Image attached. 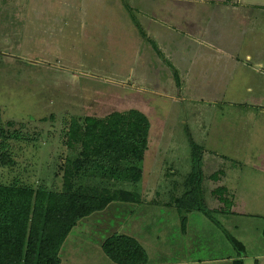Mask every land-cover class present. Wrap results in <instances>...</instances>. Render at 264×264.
<instances>
[{"label": "rangeland", "instance_id": "rangeland-1", "mask_svg": "<svg viewBox=\"0 0 264 264\" xmlns=\"http://www.w3.org/2000/svg\"><path fill=\"white\" fill-rule=\"evenodd\" d=\"M63 1L23 0L19 6H16L18 2L16 0H0L1 120L4 125L8 122L13 123V127L5 126V133L9 137L13 136L7 146L9 156L13 160L11 163L8 161L5 166L0 164V183L20 182L36 187L43 185L50 190L61 191L66 159L73 158V154H76L66 147L64 138V130L67 129L72 117L101 118L115 111L147 110L151 123V149L159 147L158 136L161 132L174 135L170 141L174 143L175 151L169 155L166 153L163 156L165 164L160 165L165 170L164 174H170L166 179L168 182L163 180L159 184L149 178L153 173L150 171V166H153L152 153L147 161L145 158L142 163L146 174L142 183L120 185V187L123 186L122 189L126 191L148 193V195H154L157 190L160 192L159 199L170 203L174 197L182 196L190 190L185 188L184 184L192 169L191 142L201 145L202 149L209 147L200 138L204 136L202 133L204 126L212 127V132L224 131L229 122H237L244 118L247 119L246 126L248 124L255 126L254 121H257V126H264V83L261 84L254 79L252 84H233L229 85L228 89L219 84H208L202 89L194 85H190L191 89H180L176 87L173 79L175 77L178 80L179 76L172 71L170 75L168 70L160 71L157 63H153V70L150 71L152 81L141 83L139 79L146 75L143 74L144 70L137 68L130 71L129 68L137 63L133 42L137 41V49L141 46L139 43L141 41L132 39V36L124 38V43L128 44L129 51L126 52L128 57L115 59V63L125 62L121 69L118 71L113 69L112 60L109 67H105L107 69H94V66H88L86 63L91 59L86 60L87 53L83 49L89 46L92 52L93 47L97 46L87 45L80 39L74 46L63 40L62 37L65 36L56 24H61L63 21L61 18ZM132 8L133 6L131 10ZM131 15L137 16L134 11ZM91 41L98 44L101 38L94 35ZM170 46L173 47V44ZM122 47L123 43L119 44V48ZM211 50L213 49L208 46L203 47V54L200 56L202 60L198 65L199 71L196 69L195 74L205 77L215 69L218 74H224L225 65H228L227 59L214 54L212 60L206 59L210 58L208 52ZM95 53L96 50L91 55ZM110 53L118 54L115 49ZM73 56L75 57L72 58ZM77 56L80 57L76 59ZM255 69L262 72L258 67H254V71ZM147 75L150 76L149 73ZM253 78L256 77L253 75ZM162 80L168 81L169 84L162 86ZM247 134L249 136L251 132ZM242 142L243 139L241 144ZM244 146V143L240 145V150H244ZM239 148L231 152L239 151ZM218 151L220 154L212 155L217 156L219 162H224L216 167L217 170L228 165L231 167L232 164L238 165L233 160H225L223 156L228 155L224 152L226 149L218 148ZM240 168L241 166L238 165L239 172L242 171ZM172 172H175L176 176H172ZM204 172L206 177L202 187L203 199L219 224L212 222L202 213L187 215V212L179 211L180 214L182 213L180 216L178 212H172L176 210L171 207L152 206L148 207L152 212L150 215L142 217L138 214L134 215L135 220L130 221L125 228L134 223V225H142L149 232L154 228L165 230L170 255L182 253L186 258L199 261L227 257L229 253L238 256L227 239V231L245 245L246 256L251 259L264 257L262 235L264 185L260 187L257 178H252L248 176L250 172L243 171L244 177L241 182L231 180L234 186L238 187L237 190L248 191L244 200L239 198L237 207L240 214L226 213L223 212V206L217 204L218 198L212 194L218 186L212 184L208 178L212 172L206 167ZM230 174H234L232 169ZM75 182L77 187L83 188L114 190L117 187L109 180L96 179L89 175H82ZM145 182H151V187L146 188ZM260 190L263 191L262 201L259 198V201H256L254 195L257 196ZM215 207L217 209H214ZM115 208L116 212L113 213L116 214L108 217L114 218V224L117 222L122 224L123 221L127 223L130 216L125 215V212H118V206ZM182 243L185 251L176 252L177 245Z\"/></svg>", "mask_w": 264, "mask_h": 264}, {"label": "crops", "instance_id": "crops-1", "mask_svg": "<svg viewBox=\"0 0 264 264\" xmlns=\"http://www.w3.org/2000/svg\"><path fill=\"white\" fill-rule=\"evenodd\" d=\"M16 1H18L16 6H19L23 0ZM63 3L64 6L61 10L63 21L61 24L56 23L65 36L62 38L74 46L77 45L78 39L87 45L95 44L94 46L97 47H93L92 52L96 50L97 53L93 55H91L89 46L83 49L87 53L86 60L91 59L86 64L94 66V69H107L111 60L113 69H117L116 71L121 69L125 62L115 63V59L116 57L118 59L128 57L126 54L129 51L128 44L124 43V38L132 36V39L141 41L139 42L141 46L137 49V41L133 42L137 63L129 68L130 71L137 68L144 70L143 74L146 75L139 79L141 83L152 81L153 77L150 71L153 70V63H157L160 71L168 70L169 75L172 71L179 76L178 80L175 77L173 79L176 87L180 89H191L190 85L202 89L208 84L224 85L225 89H228L229 85L233 84H252L254 79L261 84L264 83L262 78L264 77V0H64ZM131 6L137 16L131 15L133 12ZM94 35L101 38L98 44L91 41ZM108 40H110L109 44ZM121 43H123V47L119 48ZM170 44H173V47ZM223 45L226 47H221ZM206 46L213 49L208 52L210 58L206 59L212 60L213 54L221 55L227 59L228 65H225L223 75L215 72L216 69L210 71L209 75L205 77L203 74H201L202 77L195 74L196 69L199 71L198 65L202 60L200 56L203 54V47ZM110 48L115 49L118 54L110 53L112 51ZM79 57L77 56L76 59ZM254 67L260 68L262 72L256 69L254 71ZM253 75L256 78H253ZM168 84L166 80L161 81L162 86ZM138 111L149 118L147 110ZM248 118L250 120V117ZM246 120L245 118L239 119L238 124L233 121L229 122L224 131L212 132V127L204 126L202 132L204 136L200 137L209 146L203 148V171L205 167L208 168L212 172L208 177L212 184L218 185L217 188L224 187L228 190L229 197L234 203L232 212L238 214H240L237 207L240 202L239 198L244 200L248 191L237 190L238 187L234 186L235 184L231 180L241 182L244 177L242 172L247 171L250 172L248 176L258 179L260 187L264 185V145H262L264 126H257V121H254L255 126L252 124L246 126ZM241 121L243 123H240ZM229 128L230 130H228ZM248 132H251L249 136H247ZM168 134L170 133L161 132L158 136L159 147L151 149L150 130L149 145L145 155L147 161L153 153L151 162L153 166H150V171L153 173L151 176L149 175V178L159 184L170 175L164 174L165 170H163V166H160L161 163L165 164L163 156L175 151L174 143L170 141L174 135ZM243 143L246 148L244 146V150H240L239 147ZM218 148L226 149L224 152L228 155L223 156L225 160H233L236 164L238 163L242 171L239 172L238 165L233 166V164L231 167L223 166L225 168L217 170L216 167L224 162H219L217 156L212 155L220 154ZM236 148H239V151L231 152ZM231 169L234 174H230ZM220 171L223 172V175L214 181L212 176ZM144 174L143 168L142 180ZM172 176H176V173L172 172ZM145 185L146 188H150L152 183L145 182ZM259 192L257 196L254 195L256 201L260 199L262 201L263 191ZM139 194L144 199L142 205L113 202L106 209L82 219L72 230L60 250V264H115L103 251L104 242L115 234L136 239L148 254V264H234L239 259L243 264H263L264 257L251 259L246 256V253L242 258L229 253L227 257L209 258L201 261L190 259V257L186 258L182 253L170 255L165 230L154 228L149 232L147 228L142 225H134V223L128 228L125 226L135 220L133 217L136 214L139 217L150 215L152 212L148 207L167 206L176 210L172 212L179 214L180 212L175 205H169L171 202L161 201L159 199L160 192L157 190L154 195ZM217 204H220L218 200ZM117 206L119 207L117 208L118 212H125V215L130 216L127 223L123 221L122 224L118 222L114 224V218L108 217L116 214L113 211L116 212L115 207ZM189 214L192 213L187 215ZM175 251H185L184 243L178 244Z\"/></svg>", "mask_w": 264, "mask_h": 264}, {"label": "trees", "instance_id": "trees-1", "mask_svg": "<svg viewBox=\"0 0 264 264\" xmlns=\"http://www.w3.org/2000/svg\"><path fill=\"white\" fill-rule=\"evenodd\" d=\"M1 111L0 107V164L5 166L13 160L7 147L13 136L5 133V126L13 127V123L4 125ZM150 130L149 118L138 110L115 111L101 118L72 117L64 130V138L66 147L76 154L66 159L61 191L43 185L0 183V264H60V250L82 219L106 209L113 202L141 205L139 193L126 191L120 185L141 182ZM190 147L192 169L184 184L190 190L174 198L169 205L187 214L202 213L217 223L203 199V149L194 142ZM82 175L109 180L117 187L114 190L77 187L75 180ZM221 175L222 171L212 179L216 181ZM213 195L223 206V212L232 213L234 203L226 188L218 187ZM226 236L239 258L244 257L245 245L227 231ZM103 251L115 264L149 262L143 246L126 235L115 234L108 238ZM234 264L243 263L239 259Z\"/></svg>", "mask_w": 264, "mask_h": 264}]
</instances>
